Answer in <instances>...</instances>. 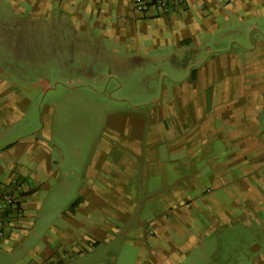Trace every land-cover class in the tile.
Segmentation results:
<instances>
[{
	"label": "rangeland",
	"instance_id": "1",
	"mask_svg": "<svg viewBox=\"0 0 264 264\" xmlns=\"http://www.w3.org/2000/svg\"><path fill=\"white\" fill-rule=\"evenodd\" d=\"M27 2L0 0V153L7 156L5 162L0 158V163L8 165L0 175V185L12 188L21 176L33 189L26 199L21 224L0 245V264H132L142 249L129 241L142 242L155 229L151 222L163 213L147 208L148 204H161L164 194L160 200L149 201L151 196L189 173L190 168L153 169L141 164L140 159L130 158V153H121L119 147L132 145L137 137L152 131L149 117L157 118L165 101L172 102L166 93L190 91L196 96L207 92L215 98L213 106L187 111L186 105L173 102L172 110L181 107L185 113L212 119L219 115L223 120L228 119L230 109H236L231 105L234 99H244L241 107L247 113L250 105L245 98L259 94L253 106L261 112L264 88L257 93L247 83L251 75L264 70V47H250L251 41L264 38V3L248 9V18L242 16L245 11L234 15L233 8L228 9L229 24L215 30L216 46L210 45L212 51L205 57H216L222 72L212 75L215 87L204 91L201 87L169 90L163 83L148 86L144 77L157 74L147 60L135 65L140 69L133 80H128L127 74L114 72L109 62H102L107 54L99 41L84 40L89 31L86 27L57 22L56 8L52 11L54 20L44 21L46 10ZM237 15L249 23L237 27L238 23L231 21L238 19ZM221 20L219 13L220 24ZM240 29H246V40L238 34ZM114 49L123 55L118 45ZM133 115L139 119L130 124L129 134L124 129L118 133L110 130L118 122L125 127ZM225 138L221 130L216 144ZM219 146L221 151L226 148ZM14 161L18 162L15 166ZM193 166L201 173L197 181L204 186L209 185L206 175L219 171L215 163L210 168ZM13 171L15 178L8 179ZM87 171H91V178ZM171 188L173 193L180 190L179 185ZM79 197L84 204H78ZM76 208L79 213L73 216ZM97 210L101 212L91 214V227L85 226L91 229H82L81 223L88 221L86 212ZM79 229L85 232L79 233ZM78 234L84 235L81 243L75 241ZM209 235L212 238H207ZM85 236L104 242L100 240L92 247ZM196 239L187 244L188 250L171 255L175 264H243L258 242L244 230L201 233Z\"/></svg>",
	"mask_w": 264,
	"mask_h": 264
},
{
	"label": "crops",
	"instance_id": "2",
	"mask_svg": "<svg viewBox=\"0 0 264 264\" xmlns=\"http://www.w3.org/2000/svg\"><path fill=\"white\" fill-rule=\"evenodd\" d=\"M27 3H34L46 10L44 21H49L50 18L54 20L52 11L56 8L57 22L61 20L86 27L89 31L84 40L88 43L99 41L101 49L107 54L102 62H109L114 72L127 74L128 80H133L140 69L135 65H141L143 60H147L151 71L157 74L152 78L144 77L148 86L150 83L153 86L163 83L166 89L201 87L206 91L215 87L211 82L212 75L222 72L218 62L214 60L216 57L212 60H206L205 57L212 51L210 45L216 46L215 40L213 41L215 30L218 27L223 30L224 25L229 24L228 9L233 8L234 15L245 11L241 15L248 18L245 16L246 11L255 4L264 3V0H182L179 9L166 15L154 8H149L143 13L134 12L133 0H28ZM219 13L223 15V21H220L222 24L218 22ZM237 16L238 19L231 20L232 23H238L237 27L241 28L249 23ZM228 32L231 34L227 29V34ZM235 33H238V30ZM238 34L245 38L246 29H240ZM250 43L253 49L264 47V38L255 39ZM116 45L123 49L122 56L114 49ZM156 68L159 70L155 71ZM263 77L264 70L256 72L254 76L251 75L247 86L260 93L264 88ZM252 78L255 80L251 82ZM120 87L123 85L120 84ZM166 95L171 97L167 98L172 102L165 101L164 110H159L157 118L156 115L149 117L148 126L152 131L137 137L134 144L119 148L121 153H130V158L137 161L140 159L141 164L153 169L180 167L190 168V171L171 180L169 185L160 188L151 196L149 201L160 200L159 197L164 194L161 204H148L147 208H158L164 217L159 215L160 218L157 217L151 222L155 229L146 234L142 242L129 241L130 244H135L134 247L142 249L141 256L135 257L132 264H175L171 255L177 250L181 253L188 250L187 244L191 245L193 239L197 241L198 234L210 232L213 235L215 232L220 234L222 231L243 230L245 233H251L252 238L258 241L252 247L255 252L243 260V264H264V101L261 102L263 112L257 113L258 109L253 104L259 94L250 96L251 99L245 98L246 103L250 105L249 111L245 113L241 107L244 99L236 98L231 104L236 109H230L228 119L223 120L219 115L213 116L216 118L212 119V116L199 117L197 113H185L181 107L176 112L172 110V106H175L173 102L179 106L186 105L187 111L207 104L213 106L215 98L208 96L207 92L194 96L190 91L182 95L175 91V94ZM152 100L153 104L157 105L156 98L153 97ZM136 118L138 120L139 116L127 118L125 127L121 122L112 124L110 130L118 133L124 129L126 134H129V126L134 124ZM221 130L226 138L217 145ZM220 144L226 147L223 151L219 149ZM6 157L4 153H0L4 162ZM4 162L0 163V175L4 167L8 166L3 164ZM14 162V166L18 164L17 161ZM213 163L219 171L207 174L205 179L209 185L204 186L197 181L196 177L201 173L195 170L193 164L203 168L208 165L210 168ZM13 174L14 171L8 179L15 178ZM50 174L49 169L47 176ZM252 176L254 178H251ZM87 177H92L91 171ZM18 178L20 180L15 183L18 186L17 192L24 195L22 216L12 223L13 227L11 225L8 229L6 238L0 241V245L21 224L26 199L33 192L27 179L21 180V176ZM173 185H179L180 190L173 193ZM1 188L0 185V190ZM80 198L77 201L82 205L84 199ZM76 210L78 209L76 208L74 213L71 210L73 216L79 213ZM97 212L101 211L86 212L88 221L81 223L82 229H91V214ZM128 217L130 218L129 215ZM87 224L90 227H85ZM205 227L208 228L206 232ZM102 229L103 232L106 231V226ZM84 230L79 229V233L85 232ZM101 230L96 231L98 233ZM176 230L182 231L183 234H177ZM85 237L90 239L86 242L92 247L102 240ZM179 237L181 243L178 242ZM207 238L212 237L209 235ZM75 241L83 242L84 235L78 234Z\"/></svg>",
	"mask_w": 264,
	"mask_h": 264
},
{
	"label": "built area",
	"instance_id": "3",
	"mask_svg": "<svg viewBox=\"0 0 264 264\" xmlns=\"http://www.w3.org/2000/svg\"><path fill=\"white\" fill-rule=\"evenodd\" d=\"M182 0H133V11L143 13L149 8H154L162 15L180 8ZM2 186L0 190V241L6 238L8 229L12 223L22 216L21 205L24 195L18 193V187ZM14 187V188H13ZM13 227V225H12Z\"/></svg>",
	"mask_w": 264,
	"mask_h": 264
},
{
	"label": "trees",
	"instance_id": "4",
	"mask_svg": "<svg viewBox=\"0 0 264 264\" xmlns=\"http://www.w3.org/2000/svg\"><path fill=\"white\" fill-rule=\"evenodd\" d=\"M75 204H76V202H74V203L70 206V208L73 209V208H74L73 206H74Z\"/></svg>",
	"mask_w": 264,
	"mask_h": 264
}]
</instances>
